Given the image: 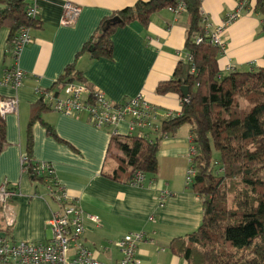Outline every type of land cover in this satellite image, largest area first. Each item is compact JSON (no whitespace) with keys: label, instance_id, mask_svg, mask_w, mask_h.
I'll return each instance as SVG.
<instances>
[{"label":"crops","instance_id":"crops-1","mask_svg":"<svg viewBox=\"0 0 264 264\" xmlns=\"http://www.w3.org/2000/svg\"><path fill=\"white\" fill-rule=\"evenodd\" d=\"M146 1L38 0L37 24L29 31L31 42L22 49L17 62L6 49L8 31L0 30V97L17 99L16 113L3 118L5 145L0 153V185L7 182L15 193L10 200L15 223L4 233L13 244L48 242L51 234L46 222L57 209L45 188L32 183L21 171V158L29 151L36 162L51 165L58 184L70 199L78 200L85 215L98 219L97 224L84 219L80 240L98 262L114 264L121 258V238L142 233L143 240L136 247L139 264H185L174 255L171 243L195 231L202 219L201 201L186 185L191 148L188 125L157 142L158 171L140 186L105 177L115 168V162L106 157L111 128L93 126L86 113L43 111L29 126L31 107L40 93L49 90L70 65L110 101L142 96L159 114L157 128L168 117L179 114L178 96H159L155 89L171 78L176 64L185 58V13L175 15L166 9L154 14L146 27L133 22L117 29L111 35L110 60H93L84 50L91 41L95 45L92 38L103 20ZM67 2L80 8L71 26L61 24L62 6ZM237 4L236 0H202L200 7L215 28ZM261 20L254 13L244 12L224 28L220 34L223 51L217 60L222 75L264 68ZM15 65L24 74L17 90L2 80L3 72ZM116 129L125 134L127 122ZM74 254L71 247L67 258L73 259Z\"/></svg>","mask_w":264,"mask_h":264},{"label":"trees","instance_id":"trees-1","mask_svg":"<svg viewBox=\"0 0 264 264\" xmlns=\"http://www.w3.org/2000/svg\"><path fill=\"white\" fill-rule=\"evenodd\" d=\"M253 1L254 14L263 20L264 32V0ZM28 4V0H0V30L8 31L6 49L9 52L19 30L37 24V19L26 17ZM179 4L187 16L185 58L176 64L168 81L156 86L155 92L159 96L177 95L180 112L164 120L150 141L110 135L106 157L115 162V168L105 177L126 184L134 183L137 173L144 180L147 176L154 177L158 171L157 142L174 135L182 125H188L194 171L188 187L201 201L202 219L195 231L171 243L172 252L185 264H264V68L222 75L217 66L221 51L205 35V16L199 0L137 2L103 20L104 23L118 17L119 23L106 30H101V23L92 38L96 40L95 45L91 41L84 50H88L93 60H110L111 35L117 29L133 22L146 27L154 14ZM200 37L201 42L196 44ZM68 83L84 84L89 90L88 101L92 100L95 88L83 80L74 65L66 67L49 90L58 94ZM182 87L188 88L187 99L181 95ZM240 99L246 102L247 108L240 107ZM48 110L39 99L31 107L29 126L39 120L41 112ZM4 145L5 124L0 117V153ZM26 145L28 149L31 146L29 135ZM214 152L217 159H213ZM24 157L30 181L44 187V178L31 169L36 161L29 151Z\"/></svg>","mask_w":264,"mask_h":264},{"label":"built area","instance_id":"built-area-1","mask_svg":"<svg viewBox=\"0 0 264 264\" xmlns=\"http://www.w3.org/2000/svg\"><path fill=\"white\" fill-rule=\"evenodd\" d=\"M29 4L25 10L26 17L36 20L38 17V0H28ZM202 0H199L201 2ZM175 15L185 13L182 4L176 8H169ZM254 13V1L244 0L237 4L236 10L224 16L223 24L213 27L205 16L203 29L210 44L223 51V42L220 34L224 28L242 14ZM80 13V8L71 3L62 6L61 24L73 25ZM263 20H261V24ZM30 28L22 27L15 38L11 56L15 62L22 49L31 42ZM202 38H197L195 43H200ZM193 72V69H192ZM24 74L18 66L5 70L2 75L3 83L17 90L22 85ZM89 90L81 83H68L63 90L55 94L52 90H45L40 93V99L47 105L48 109L63 115H76L86 113L89 122L97 128H111L110 135H122L116 129L122 122H127V131L123 135L135 136L138 139L150 141L151 133L156 134L159 128L156 122L159 114L154 106L147 102L142 96L123 99L119 102L108 100L104 94L95 89L92 100L89 102ZM17 99L14 97L0 100V117L16 113ZM169 118V117H168ZM167 118V119H168ZM192 148H190L189 166L186 172V185L191 182L194 171L191 168ZM27 160L21 158V171L26 173L25 165ZM32 171L44 178L47 196L53 200L57 209L51 213L46 224L50 230V240L46 243L22 242L13 244L6 233V230L13 227L15 216L10 205L14 191L8 187L7 182L0 185V264H102L82 245L81 237L84 233V219L98 223L93 215H85L78 200L70 199L65 190L54 178L52 167L45 162H35L31 166ZM143 176L135 175L134 183L130 185L140 186ZM142 233L127 234L119 241L121 258L114 264H139L136 258L137 243L143 240ZM73 247L75 254L73 259L67 258L69 249ZM185 263V262H184Z\"/></svg>","mask_w":264,"mask_h":264},{"label":"water","instance_id":"water-1","mask_svg":"<svg viewBox=\"0 0 264 264\" xmlns=\"http://www.w3.org/2000/svg\"><path fill=\"white\" fill-rule=\"evenodd\" d=\"M119 23V18L118 17H113L108 20H106L101 27V30H106L109 26L115 25ZM181 95L184 99L188 98V88L187 87H182L181 88Z\"/></svg>","mask_w":264,"mask_h":264},{"label":"rangeland","instance_id":"rangeland-1","mask_svg":"<svg viewBox=\"0 0 264 264\" xmlns=\"http://www.w3.org/2000/svg\"><path fill=\"white\" fill-rule=\"evenodd\" d=\"M260 18H261V17H260ZM239 105H240L241 108H244V109L247 108V104H246V102L243 101V100H241V99L239 100ZM182 126H186V124H185V125H182ZM212 156H213V159H217V158H218V157H217V153H215V152L213 153ZM107 160L109 161V160H112V159H111V158H107Z\"/></svg>","mask_w":264,"mask_h":264}]
</instances>
